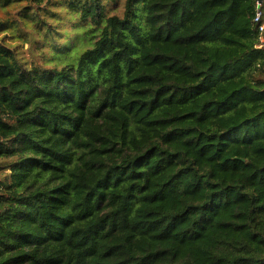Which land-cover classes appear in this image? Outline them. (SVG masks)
I'll return each instance as SVG.
<instances>
[{"label":"trees","instance_id":"16d2710c","mask_svg":"<svg viewBox=\"0 0 264 264\" xmlns=\"http://www.w3.org/2000/svg\"><path fill=\"white\" fill-rule=\"evenodd\" d=\"M55 1L0 0V264H264L255 0Z\"/></svg>","mask_w":264,"mask_h":264},{"label":"rangeland","instance_id":"374dc122","mask_svg":"<svg viewBox=\"0 0 264 264\" xmlns=\"http://www.w3.org/2000/svg\"><path fill=\"white\" fill-rule=\"evenodd\" d=\"M117 3L113 5L112 3L109 4V9L111 13L114 14H121L123 10V1L124 0H116ZM56 4H51L54 6H50V11L54 13L53 19L46 18L48 22L52 24L53 29L56 31L54 34V38L58 41L57 45H72L76 43L77 45H86L84 41L81 39L82 37L80 34H77V28L74 26L75 22L72 21L73 16L68 14L65 11L63 4H59L58 0L55 1ZM10 10V7L6 8L5 10H0V16H6L5 13ZM45 31V28H42ZM5 36L4 39L6 45H10L11 47H17V50L23 54L24 57L30 58L28 55L27 48L29 42L26 41L25 38H22L19 34V31L16 33L14 31H8L5 33H0V38ZM45 34H37L36 37L40 40H43ZM47 52V50H43L42 52ZM40 54V52L38 51Z\"/></svg>","mask_w":264,"mask_h":264},{"label":"built area","instance_id":"2783aa9c","mask_svg":"<svg viewBox=\"0 0 264 264\" xmlns=\"http://www.w3.org/2000/svg\"><path fill=\"white\" fill-rule=\"evenodd\" d=\"M253 23L258 33L257 49H264V0H255Z\"/></svg>","mask_w":264,"mask_h":264}]
</instances>
